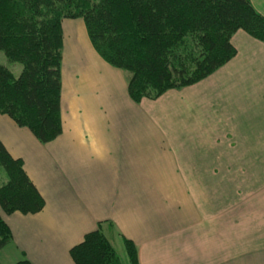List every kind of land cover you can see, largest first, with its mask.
I'll return each mask as SVG.
<instances>
[{
  "label": "crops",
  "instance_id": "obj_1",
  "mask_svg": "<svg viewBox=\"0 0 264 264\" xmlns=\"http://www.w3.org/2000/svg\"><path fill=\"white\" fill-rule=\"evenodd\" d=\"M61 29V134L41 144L0 114V141L44 201L0 211L12 234L0 264H73L98 224L138 264H264V43L238 30L213 74L135 103L83 20Z\"/></svg>",
  "mask_w": 264,
  "mask_h": 264
},
{
  "label": "trees",
  "instance_id": "obj_2",
  "mask_svg": "<svg viewBox=\"0 0 264 264\" xmlns=\"http://www.w3.org/2000/svg\"><path fill=\"white\" fill-rule=\"evenodd\" d=\"M77 18L97 54L127 74L135 103L213 74L235 56L231 37L238 30L264 43V16L249 0H0V51L21 65L18 77L0 65V114L41 144L61 134V23ZM0 168V211L39 213L43 198L1 141ZM101 226L70 249L73 264H120ZM11 239L0 215V252ZM124 247L130 264H138L134 244L124 240Z\"/></svg>",
  "mask_w": 264,
  "mask_h": 264
},
{
  "label": "rangeland",
  "instance_id": "obj_3",
  "mask_svg": "<svg viewBox=\"0 0 264 264\" xmlns=\"http://www.w3.org/2000/svg\"><path fill=\"white\" fill-rule=\"evenodd\" d=\"M0 65L6 67L15 77H18V75L21 72V65L18 63H10L5 58L4 54L0 51ZM5 174L3 170L0 168V184L5 182ZM111 244V243H110ZM113 247V246H112ZM115 253L118 257L120 264H130L129 259L126 254L125 248L121 245L120 242L114 243Z\"/></svg>",
  "mask_w": 264,
  "mask_h": 264
}]
</instances>
